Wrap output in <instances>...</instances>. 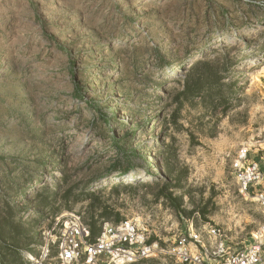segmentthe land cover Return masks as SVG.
I'll list each match as a JSON object with an SVG mask.
<instances>
[{
    "label": "rangeland",
    "instance_id": "1",
    "mask_svg": "<svg viewBox=\"0 0 264 264\" xmlns=\"http://www.w3.org/2000/svg\"><path fill=\"white\" fill-rule=\"evenodd\" d=\"M263 137L264 0H0L6 264H59L70 213L166 251L131 264H179L191 225L248 245L263 216L231 163Z\"/></svg>",
    "mask_w": 264,
    "mask_h": 264
},
{
    "label": "built area",
    "instance_id": "2",
    "mask_svg": "<svg viewBox=\"0 0 264 264\" xmlns=\"http://www.w3.org/2000/svg\"><path fill=\"white\" fill-rule=\"evenodd\" d=\"M231 167L238 192L261 211L262 225L250 244L233 249L226 243L222 228L210 225L202 231L191 225L177 234L168 251L179 264H264V137L256 145L241 146ZM69 216L52 229L59 264H131L166 252L149 243L145 231L131 219L104 222L92 236L79 216Z\"/></svg>",
    "mask_w": 264,
    "mask_h": 264
},
{
    "label": "trees",
    "instance_id": "3",
    "mask_svg": "<svg viewBox=\"0 0 264 264\" xmlns=\"http://www.w3.org/2000/svg\"><path fill=\"white\" fill-rule=\"evenodd\" d=\"M107 220V219H104V221ZM119 219H117L116 221H118ZM87 225L89 226L90 228V233L92 236L94 235H97V233L99 232L98 231H94L93 229V221H90L89 223H87ZM7 236L6 234L0 230V264H6L5 262V257L8 253H11V252H16V248H17V245H18V238L14 237L13 238V241H12V244H9V243H6L7 241ZM16 245V246H15ZM12 246V247H11Z\"/></svg>",
    "mask_w": 264,
    "mask_h": 264
},
{
    "label": "bare ground",
    "instance_id": "4",
    "mask_svg": "<svg viewBox=\"0 0 264 264\" xmlns=\"http://www.w3.org/2000/svg\"><path fill=\"white\" fill-rule=\"evenodd\" d=\"M259 80V79H258ZM132 176V175H131ZM135 177V176H134Z\"/></svg>",
    "mask_w": 264,
    "mask_h": 264
}]
</instances>
